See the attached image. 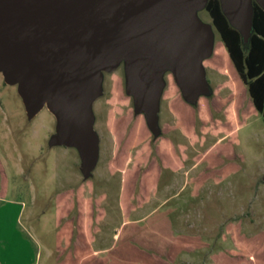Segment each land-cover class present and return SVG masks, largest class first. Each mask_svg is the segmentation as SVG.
Listing matches in <instances>:
<instances>
[{"label":"rangeland","instance_id":"rangeland-1","mask_svg":"<svg viewBox=\"0 0 264 264\" xmlns=\"http://www.w3.org/2000/svg\"><path fill=\"white\" fill-rule=\"evenodd\" d=\"M213 32L209 93L188 103L167 72L159 138L135 113L125 62L103 73L88 178L77 149L51 145L47 106L29 119L0 73V264L63 261L80 232L88 264H264V122Z\"/></svg>","mask_w":264,"mask_h":264},{"label":"water","instance_id":"water-1","mask_svg":"<svg viewBox=\"0 0 264 264\" xmlns=\"http://www.w3.org/2000/svg\"><path fill=\"white\" fill-rule=\"evenodd\" d=\"M209 0H0V73L18 93L29 119L45 106L57 120L52 146L75 148L86 178L99 138L93 104L103 73L126 66V91L157 137L167 72L183 98L209 93L204 61L214 50L211 25L199 20ZM264 10V0H254ZM253 0H220L248 44Z\"/></svg>","mask_w":264,"mask_h":264},{"label":"trees","instance_id":"trees-1","mask_svg":"<svg viewBox=\"0 0 264 264\" xmlns=\"http://www.w3.org/2000/svg\"><path fill=\"white\" fill-rule=\"evenodd\" d=\"M204 11L210 16L212 26L224 45L230 60L229 62H231L236 74L246 89L247 96L253 109L264 122V10L255 1L253 2V30L248 44H244L240 32L230 24L223 13L220 0H209ZM214 52L215 45L213 53ZM186 104L189 105L188 103ZM165 168L168 169V171L170 170V172L173 171L171 165H167ZM147 178L146 182H148V185L152 186L153 178L151 176ZM66 228L67 227L64 229ZM63 231L59 232L58 249L61 243L60 239L64 236V233H66ZM80 233L82 234V232ZM77 242H79V239L76 240L75 251L66 256L63 261H60L58 257L56 259L57 264H66V262L67 264H78L79 258L76 256ZM81 250L82 253H87L86 238L84 236H81ZM86 260L88 264V258Z\"/></svg>","mask_w":264,"mask_h":264},{"label":"crops","instance_id":"crops-1","mask_svg":"<svg viewBox=\"0 0 264 264\" xmlns=\"http://www.w3.org/2000/svg\"><path fill=\"white\" fill-rule=\"evenodd\" d=\"M70 227L67 226V230L69 229ZM81 236L82 234L80 233V238H79V242H77V253H76V256H78L79 260H78V264H87L86 263V259H87V253H82V250H81ZM71 242V236L69 237V243ZM55 264H57V260H55ZM67 264V262H66Z\"/></svg>","mask_w":264,"mask_h":264}]
</instances>
